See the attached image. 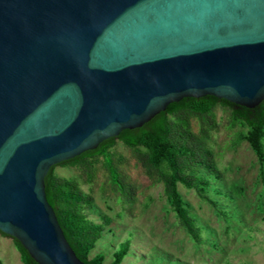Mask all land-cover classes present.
<instances>
[{"label": "water", "instance_id": "95a60500", "mask_svg": "<svg viewBox=\"0 0 264 264\" xmlns=\"http://www.w3.org/2000/svg\"><path fill=\"white\" fill-rule=\"evenodd\" d=\"M206 96L264 101V0H0V232L38 264H85L50 170Z\"/></svg>", "mask_w": 264, "mask_h": 264}, {"label": "rangeland", "instance_id": "374dc122", "mask_svg": "<svg viewBox=\"0 0 264 264\" xmlns=\"http://www.w3.org/2000/svg\"><path fill=\"white\" fill-rule=\"evenodd\" d=\"M217 119L219 130L210 145L222 177H211L208 191L215 205L180 186L190 215L201 228L200 245L179 225L163 184L145 174L134 151L121 141L110 152L122 159L119 169L135 188L132 203L125 202L113 188L101 165L96 167L91 183L77 167H55L56 174L78 181L81 189L93 196V207L86 212L93 222L102 223L104 216L112 219L90 258L102 254L110 263L114 253L129 240V254L122 264H264V178L260 164L248 142L233 145L241 127H231L230 111L219 106ZM193 129L198 131L197 122ZM0 254L4 264H25L14 239L1 233Z\"/></svg>", "mask_w": 264, "mask_h": 264}, {"label": "trees", "instance_id": "16d2710c", "mask_svg": "<svg viewBox=\"0 0 264 264\" xmlns=\"http://www.w3.org/2000/svg\"><path fill=\"white\" fill-rule=\"evenodd\" d=\"M219 106L230 111L232 128L241 127L233 145L236 147L243 142L250 144L264 178V101L255 108H247L213 96L185 98L179 103H173L141 128L124 130L119 137L104 141L96 150L85 152L61 165L77 167L90 183L95 177L96 167L101 165L113 188L120 192L125 202L132 203L135 188L119 169L122 159L114 158L110 152L117 141H121L134 151L145 174L156 183L163 184L170 210L175 214L179 225L194 243L200 245L203 242L201 228L190 215L180 193V186L194 190L200 199L215 205V201L209 198L208 191L212 186L211 177H222L217 155L210 145L214 133L219 130ZM194 122L198 123L197 132L193 129ZM55 167L46 177L47 199L77 256L85 264H122L129 254V240L114 253L110 263L105 262L102 254L90 258L112 219L104 216L102 223L93 222L86 213L93 207V196L84 192L78 181L56 174ZM14 245L25 264H38L20 242L14 240ZM0 264H4L1 259Z\"/></svg>", "mask_w": 264, "mask_h": 264}, {"label": "crops", "instance_id": "0c3cea01", "mask_svg": "<svg viewBox=\"0 0 264 264\" xmlns=\"http://www.w3.org/2000/svg\"><path fill=\"white\" fill-rule=\"evenodd\" d=\"M2 257H3V256L0 254V259L3 261ZM3 263H4V262H3Z\"/></svg>", "mask_w": 264, "mask_h": 264}]
</instances>
